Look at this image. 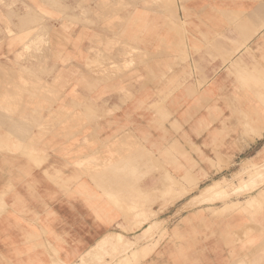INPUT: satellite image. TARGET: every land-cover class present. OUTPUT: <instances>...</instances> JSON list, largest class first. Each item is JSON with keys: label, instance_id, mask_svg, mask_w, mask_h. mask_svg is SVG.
I'll list each match as a JSON object with an SVG mask.
<instances>
[{"label": "rangeland", "instance_id": "374dc122", "mask_svg": "<svg viewBox=\"0 0 264 264\" xmlns=\"http://www.w3.org/2000/svg\"><path fill=\"white\" fill-rule=\"evenodd\" d=\"M185 3L0 0L1 154L18 153L34 162L59 153L66 158L74 153L84 155L90 143L75 146L54 142L73 137L78 123L88 124L105 116L100 112L104 97L89 101V96H84L75 107L65 106V98L59 100L72 84L70 80H53L54 69L49 64L53 55L48 33L60 24L71 30L80 26L92 29V55L80 72L81 88L92 92L99 80L119 77L117 83L123 93L131 96L133 90H140L144 97L136 103L146 110L152 106L154 116L149 119L161 126V141L169 144L165 153L175 163L176 175L158 178L157 186L145 191L142 182L147 178L138 175L135 166L127 176L117 171L97 178L99 184L104 181L110 186L108 195L114 205L127 213L129 231L142 223L148 227L142 237L127 240L114 236L110 252L102 247L81 264H117L121 260L136 264L140 258L137 245L154 236L157 243L167 244L170 224L184 216L224 220L226 244L235 237L242 249H251L237 264H264V139L247 149L248 143L264 131V73L251 63L254 56L250 49L191 47L185 31ZM217 118L224 126V158L204 160L197 144L192 150L197 158L186 162L191 151L185 150V139H189L185 126L192 121L216 122ZM167 123L173 135L163 129ZM234 140L241 144L236 155L231 152ZM92 147L93 152L99 148L95 144ZM160 155L165 156L163 152ZM72 165L73 161L66 159L62 168ZM76 165L106 167L90 165L87 158L79 159ZM206 165L212 174L205 172ZM215 185L227 188V196L207 197ZM159 202L160 208L153 212ZM234 216L242 224L237 232ZM180 222L177 228L191 227ZM206 229L210 230L208 226Z\"/></svg>", "mask_w": 264, "mask_h": 264}, {"label": "crops", "instance_id": "0c3cea01", "mask_svg": "<svg viewBox=\"0 0 264 264\" xmlns=\"http://www.w3.org/2000/svg\"><path fill=\"white\" fill-rule=\"evenodd\" d=\"M185 31L193 48L250 49L254 56L251 63L264 73V0H186ZM48 40L53 55L49 63L54 69L53 80L72 81L59 100L65 98V106L75 107L84 96H89V101L104 97L100 112L105 116L88 124L78 123L73 137L54 142L75 146L90 143L84 155H42L45 160L34 162L18 153H0V264H81L102 247L111 250L114 236L127 240L142 237L147 224L129 231L127 213L120 205H114L108 195L110 186L101 179L99 184L97 178L117 171L127 176L135 166L138 175L147 178L142 182L145 191L154 189L158 178L176 175L175 163L165 153L169 144L160 138L162 128L149 119L154 116L152 106L146 110L136 103L144 97L140 90H133L131 96L123 93L117 83L119 77L107 82L99 80L92 92L81 88L80 72L92 55V29L80 26L71 30L58 24L49 31ZM152 73L157 72L154 69ZM163 129L169 136L174 134L168 123ZM223 130L218 118L216 122L192 121L185 126V135L189 136L185 150L191 151L186 162L197 158L192 152L197 144L204 160L224 158ZM262 139L264 131L248 143L247 149ZM94 144L99 146L95 152L91 150ZM231 144L232 154H238L237 146L241 144L235 140ZM162 152L165 156L160 158ZM84 158L90 165L106 167H75ZM66 159L73 161L72 167L62 168ZM205 172L212 174L210 169ZM160 205L157 203L153 212ZM235 217L237 232L242 224ZM180 220L191 227L177 228ZM204 225L210 230H205ZM167 235V244L157 243V236L138 244L140 258L136 264H237L251 250L242 249L235 237L226 244L225 222L220 218L180 217L170 224Z\"/></svg>", "mask_w": 264, "mask_h": 264}, {"label": "bare ground", "instance_id": "6f19581e", "mask_svg": "<svg viewBox=\"0 0 264 264\" xmlns=\"http://www.w3.org/2000/svg\"><path fill=\"white\" fill-rule=\"evenodd\" d=\"M259 166V165H258ZM256 167V166H255ZM259 168V167H258ZM257 171V170H256ZM259 172V170H258ZM257 173V172H256ZM254 175V174H253ZM239 187V185H237ZM242 187V186H241ZM236 188V187H235ZM209 195L207 197L210 198H216V199H221L224 198L225 196H227V188H220V186H212L211 189L208 191ZM206 199V198H205ZM118 244H120V241H117ZM126 258V257H125ZM124 258V259H125ZM98 260V259H97ZM95 261V260H94ZM126 261V260H125ZM128 263V262H127ZM79 264V263H78ZM117 264H125L124 260H121L120 262H118Z\"/></svg>", "mask_w": 264, "mask_h": 264}]
</instances>
